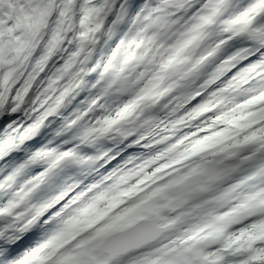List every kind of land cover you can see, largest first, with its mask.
<instances>
[{
  "label": "snow or ice",
  "instance_id": "obj_1",
  "mask_svg": "<svg viewBox=\"0 0 264 264\" xmlns=\"http://www.w3.org/2000/svg\"><path fill=\"white\" fill-rule=\"evenodd\" d=\"M32 2L33 0H0V65L4 63L2 38L5 33L12 34L23 27L27 18V9L17 5H28ZM63 2L65 11L62 15L71 12L73 4L80 5L83 16L80 24L84 30L80 34L79 49L73 50L70 45L65 52V58L60 59L55 67L52 64H41L37 69L40 75L36 77V82L43 80L41 85L43 95L35 88L33 92L40 97L37 104L44 103V108H41L40 112H36L31 119H28V113L23 109L12 114L0 111V172L15 162L25 161L26 153H31L29 157L31 161L52 157L54 154L48 152L44 146L53 143L54 134L58 137L55 143L64 141L63 150L50 160L48 171L39 167L33 168V173L39 174L38 182L46 179L59 161L73 155L68 151L73 144L68 142L67 135L58 129L61 121L70 122L84 105L103 102L98 97L91 98L89 92H94L96 87L104 83L105 74L110 70L111 75L103 91L108 93L112 89L127 88L129 81L125 73L128 64L144 59V56L132 53L131 49L157 51L153 43L161 31L171 28L175 22L173 17L185 12L189 15L195 13L193 16L195 23L179 40L171 45L159 46L158 71L143 88L137 100L123 108L122 116L135 112L133 118L137 127L113 129L112 125L116 122H106L107 127L103 131L114 132L119 140L115 144H107L108 151L103 154L100 163L106 164L104 171H108L121 162L129 164L139 160L140 154L145 150L155 149L158 143H165V139L162 138L168 132L165 125L170 124L174 127L181 123L179 117L185 113L196 117L209 113L216 116L218 121L234 125L241 131H250L243 139L230 137L226 130L217 132L215 137L197 141L191 154L196 155L205 148L219 145L215 159L204 161L197 168L153 191L147 199L151 201L153 197H160L163 202L153 203L146 214L122 225L114 222L108 225V228L130 227L139 221L137 231L119 242L118 247L131 246L158 234L162 230L161 225H167L169 230H178L176 238L161 250L159 257L152 260L151 264H264V246H262L264 221L252 225L251 233L244 229L238 235H234L232 225L239 226L236 218L228 219L216 215L214 209L205 216H197V213L208 205L229 200L239 184L227 186L225 181L234 176L244 164L264 153V86L257 87L255 80H252L251 84L248 83L250 79L248 74L255 75V71L260 70V81L264 84V59L259 65L251 64L249 61V66L245 67L241 63L243 59L241 53L235 51L240 47V43L228 38L234 31L233 26L240 25L247 12L234 19L225 20V26L218 34L213 35L208 31V27L232 6L234 0H63ZM156 3L160 6H151ZM6 4L10 6L7 12L4 10ZM261 8H264V0H258L248 11H259ZM36 11L41 17L47 14L46 9ZM145 12L149 15L144 16ZM130 16L137 21L143 17L145 21H150L149 28L158 31L151 36L138 34L130 37L123 31L116 35L114 30ZM93 17L97 22L91 25L88 22ZM148 30L146 28L145 32ZM237 30L242 33L248 32L252 41L264 46V27L249 32L247 24L244 23ZM65 43L67 44L68 41ZM101 46L107 50L108 56L101 61L92 60L88 63L87 57L94 55ZM121 46L128 48L129 55L113 68ZM71 57H79L88 64L91 72L75 73L69 80L65 73L73 67ZM49 68L53 70L49 72ZM236 89L240 90L245 102L237 103L235 109L229 112L227 109L237 100ZM141 103H144L145 110L136 111L137 104ZM65 105L67 110H64ZM214 105L218 107L215 111H210ZM157 106H162L168 113L167 121H161L148 110ZM253 106H256L258 111H249L248 115L243 114ZM27 107L28 105H25V108ZM45 108L48 109L47 112ZM41 112L44 115H41ZM236 112L240 113L238 118ZM87 115L92 113L89 111ZM13 121L16 123L13 124ZM33 121L36 123L33 124ZM21 123L23 127L19 128L20 132H24L30 124L35 131L30 130L23 136L14 133L13 129L19 127ZM10 134L16 139H10ZM228 139H232L233 142L225 145V140ZM85 150L92 151L91 148ZM164 167L167 168L169 165L165 164ZM161 170L157 169L158 172ZM5 176L7 172L0 174V180H4ZM257 176H264V165L246 179H255ZM209 195L213 197L212 200L206 198ZM258 196L264 197V192L242 197L244 203L241 207L247 208L249 202L257 199ZM55 203V201L46 203L37 213L43 215L31 231L36 236L35 240L40 238L39 233L46 232L51 227L55 216L60 215L67 200L53 207ZM46 209L51 210L46 211ZM167 212L171 215H165ZM49 217L53 219L46 224L45 221L49 220ZM194 217L198 222L189 223ZM122 219L123 217H117L116 221ZM244 222L247 223V220ZM209 228L212 229L211 241L208 236L203 235ZM17 235L5 238L0 234V264H5L6 259L11 255L12 248L18 243Z\"/></svg>",
  "mask_w": 264,
  "mask_h": 264
},
{
  "label": "clouds",
  "instance_id": "obj_2",
  "mask_svg": "<svg viewBox=\"0 0 264 264\" xmlns=\"http://www.w3.org/2000/svg\"><path fill=\"white\" fill-rule=\"evenodd\" d=\"M257 2L258 0H234L232 6L208 27V31L216 35L225 26V20L234 19L247 12L244 21L240 25H234L232 35L228 37L240 43V47L235 51L241 53L243 57L241 63L245 67L249 66V61L251 64L259 65L264 59V51H262L264 46L252 41L248 32L242 33L237 30L244 23L247 24L249 32L264 27V8L259 11H248ZM151 6L159 7L160 4ZM9 7L7 4L4 6L5 12L9 10ZM17 7L27 9V18L23 27L17 29L15 33H5L2 38L4 63L0 65V111L12 114L23 109L28 113V119H31L32 115L44 108V103L37 104L40 97L33 92L35 88L43 95L41 90L43 80L36 82V77L40 75L37 69L41 64H52L55 67L60 59L65 58V52L70 45L73 50L79 49L80 34L84 30L80 24L83 16L78 4H73L72 11L62 15L65 11L63 0H33L31 4L17 5ZM37 9H46L47 14L41 17ZM147 15L149 13L145 12L144 16ZM193 16L195 13L189 15L185 12L173 17L175 22L171 28L161 31L153 43L157 51L131 49L132 53L142 55L144 59L128 64L125 73L129 81L127 88L112 89L108 93L103 91L111 75L110 70L108 74H105L104 83L96 87L94 92H89L91 98L98 97L103 102L97 101L94 104L84 105L70 122L61 121L58 129H61L67 135L68 142L73 144V147L68 149L73 155L59 161L46 179L38 182L39 174L33 173V168L39 167L48 171L50 160L63 150L64 141L55 143L58 137L54 134L53 143L44 146L48 152L54 154L52 157L31 161L29 159L31 153H26L25 161L15 162L3 170L7 172V176L4 180H0L2 185L0 187V234H3L5 238L18 234L17 241L23 240L42 218L43 214L37 215V213L46 203L55 201L53 207H56L63 203V200H67L63 211L59 216H55L51 227L46 232L39 233L40 238L28 247L22 250L12 248L11 255L6 259L5 264H61V262L64 264L69 262L72 264H151L152 260L159 257L161 250L176 238L178 230H169L167 225H163L161 232L157 235L163 234L166 243L151 237L131 246L118 247L119 242L137 231L139 221L130 227L108 228V225L114 222L122 225L137 216L146 214L153 203L163 202L160 197H153L151 201L147 199L153 191L170 180L197 168L204 161L215 159L219 145L205 148L204 151L192 155V149L197 141L215 137L217 132L226 130L230 137L243 139L250 130L241 131L234 125L218 121L216 116L209 113H203L199 117L185 113L179 117L181 123L174 127L170 124L165 125L168 129L166 136L162 137L165 143H158L155 149L145 150L140 154L139 160L129 164L121 162L120 165L109 168L108 171H104L106 164H101L100 160L108 151L107 144H115L119 140L114 132L103 131L107 127L106 122L115 121L116 124L112 125L113 129L137 127L133 118L135 112L122 116L123 108L137 100L143 88L158 71L159 46L171 45L179 40L195 23ZM96 22L97 20L93 17L88 23L94 25ZM149 24L150 21H145L143 17L137 21L130 16L114 31L116 35L123 31L130 37L138 34L151 36L158 30L149 28ZM146 28L149 29L147 32H145ZM65 41L68 43L66 44ZM128 55V48L121 46L113 68ZM107 56V50L101 46L94 55L87 57V62L101 61ZM78 60H80L79 57H71L73 67L65 73L69 80L75 73L91 72L87 63L83 60L77 63ZM48 70L51 72L53 69ZM248 75L249 84L255 80L257 87L264 86L260 81V70H256L255 75L252 73ZM235 95L237 100L227 109L229 112L235 109L237 103L245 102L239 89H236ZM25 105L28 107L25 108ZM216 107L218 106L214 105L210 111H215ZM64 110H67V105L64 106ZM144 110V103L137 104L136 111ZM148 110L161 121L169 119L168 113L162 106ZM47 111L48 109L45 108V112ZM89 111L92 115H87ZM249 111H258V108L253 106L243 114L248 115ZM239 114L236 112L237 118ZM41 115L44 113L41 112ZM45 119H47L46 116ZM15 123L16 121H13V124ZM35 123L36 121H33V124ZM20 127H23V123L13 129V132L19 133L20 136L29 133L30 130L35 131L31 124L24 132L19 131ZM10 139H16V137L10 134ZM232 142V139L225 140V145ZM88 148L92 151L85 150ZM149 161L151 163H148ZM165 164L169 167L165 168ZM261 165H264V153L244 164L234 176L225 181L227 186L239 184L229 200L212 203L197 213V216H205L214 209L216 215L237 219L239 226L232 225V234L238 235L244 229L251 233L252 225L264 221V197L258 196L257 199L250 201L247 208L241 207L244 203L242 197L264 192V176L246 179L253 176ZM158 168L162 170L158 172ZM206 198L213 199L211 195ZM129 209L133 211L129 212ZM50 210L46 209V211ZM250 212L253 214L249 215ZM165 215H171V213L167 212ZM117 217H123V219L116 221ZM52 219L49 217L45 223L51 222ZM244 220H247V223ZM192 222L198 221L194 217L189 221V223ZM211 232L212 229L209 228L203 233L209 237V241H211Z\"/></svg>",
  "mask_w": 264,
  "mask_h": 264
},
{
  "label": "trees",
  "instance_id": "obj_3",
  "mask_svg": "<svg viewBox=\"0 0 264 264\" xmlns=\"http://www.w3.org/2000/svg\"><path fill=\"white\" fill-rule=\"evenodd\" d=\"M29 237H32V239H29ZM35 237L36 236L33 235V233H29L27 236L24 237L23 240L19 241L14 248H16L17 250H22L26 245H28L31 241H33Z\"/></svg>",
  "mask_w": 264,
  "mask_h": 264
},
{
  "label": "water",
  "instance_id": "obj_4",
  "mask_svg": "<svg viewBox=\"0 0 264 264\" xmlns=\"http://www.w3.org/2000/svg\"><path fill=\"white\" fill-rule=\"evenodd\" d=\"M162 228H163V227H161V229H162ZM160 232H161V231H160ZM160 232H159V233H160ZM161 235H162V234H161ZM161 235H157V234H156V235H154V236H149V237H147V238L156 237V238L158 239Z\"/></svg>",
  "mask_w": 264,
  "mask_h": 264
},
{
  "label": "rangeland",
  "instance_id": "obj_5",
  "mask_svg": "<svg viewBox=\"0 0 264 264\" xmlns=\"http://www.w3.org/2000/svg\"><path fill=\"white\" fill-rule=\"evenodd\" d=\"M160 241L166 243L167 241L164 239V235L159 239Z\"/></svg>",
  "mask_w": 264,
  "mask_h": 264
}]
</instances>
